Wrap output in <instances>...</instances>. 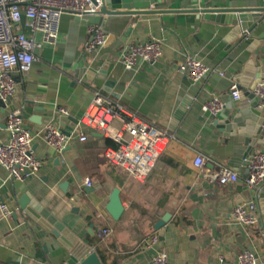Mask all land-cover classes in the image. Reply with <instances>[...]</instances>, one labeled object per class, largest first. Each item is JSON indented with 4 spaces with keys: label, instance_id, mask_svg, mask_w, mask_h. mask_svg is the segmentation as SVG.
<instances>
[{
    "label": "crops",
    "instance_id": "0c3cea01",
    "mask_svg": "<svg viewBox=\"0 0 264 264\" xmlns=\"http://www.w3.org/2000/svg\"><path fill=\"white\" fill-rule=\"evenodd\" d=\"M169 2L183 4L181 0ZM106 19L104 16V27ZM89 22L93 20L63 18L61 29L65 33L61 32L57 45L43 50L31 70L17 76L13 101L24 109L26 126L38 133L47 123L56 121L64 132H71V141L62 152H55L42 135L36 136L33 147L43 165L37 174L23 181L28 191L59 220L67 221L69 228L98 253L103 264H151L157 251L168 253L169 264H237V256L242 250L261 248V217L260 224L255 227H242L232 217L238 203L255 198V192L247 189L245 184L243 162L232 167L228 165L229 157L222 158L224 155L220 151L224 144L215 145L222 138L221 132L202 108L212 96H221L226 106L237 104L238 101L230 96L231 87L236 83L231 84L226 76L219 74L220 71L226 74V68L215 58L207 62L214 69L211 73L199 82H190L180 72L179 64L184 54L191 51L175 30L165 25L160 14L132 16L128 23L131 30L125 41L123 36L127 29L123 30L118 22L106 29L110 38L105 48L111 55L118 52L121 56L128 44L153 38L163 43L161 59L153 65L140 61L125 82L121 98L115 97L173 136L146 182L134 179L105 157V150L116 146L111 138L88 130V140L81 142L77 136V123L67 120L63 124L65 115L59 114L60 107L68 108L69 115L74 116L84 106L86 97L79 81L75 88L68 86L71 93L64 105L54 111L39 112L41 123L31 120L25 110L29 102L43 106L51 97L49 91L59 93V89L48 87L51 79L56 78L54 74H61L60 80L69 84L73 80L62 72L60 63L72 45L80 43L83 49L88 34L80 26ZM89 86L100 89L91 81ZM46 114L51 118L45 117ZM4 121H0V142L8 137L6 128H2ZM254 151H264V144H257ZM200 154L211 158L204 168L194 163ZM219 166L238 170L239 182L223 186L204 177V172H215ZM8 178V170L0 166L1 187ZM87 178L93 182L89 194L83 189ZM117 187L125 207L119 220L106 209L109 197ZM1 192L19 217L14 218V214L5 217L0 212V244L7 249L0 264H23L25 260L26 264H51L45 258L41 244L44 231L21 213L17 198L9 189H1ZM167 214L170 218L161 240L155 224ZM104 228L112 229L107 239L100 235ZM154 232L159 234V242L157 246L147 247L145 240ZM220 257L224 258L223 262Z\"/></svg>",
    "mask_w": 264,
    "mask_h": 264
},
{
    "label": "water",
    "instance_id": "95a60500",
    "mask_svg": "<svg viewBox=\"0 0 264 264\" xmlns=\"http://www.w3.org/2000/svg\"><path fill=\"white\" fill-rule=\"evenodd\" d=\"M181 1L183 4H172L169 0L166 2L164 0H105L96 15H64L63 18L72 17L74 21L93 20L88 23L89 25L102 24L103 17L106 16L107 30L117 25V22L123 30L127 29L123 36L125 41L131 30L128 23L132 16L160 14L165 25L175 30L192 55L202 58L206 64L210 58L222 61L226 68V77L231 84L236 83L244 97L237 104L226 106L216 116H211L209 112L205 115L212 118L213 125L221 132L222 138L215 145L224 144V149L220 151L224 155L222 158L229 157L228 165L236 167L254 152L257 144H264V108L258 106L257 99L251 92L264 78V0ZM88 25L80 27L86 31ZM61 32L65 33L62 29ZM80 46V43L72 45L66 52L64 61L60 63L62 72L73 79L70 84L60 80L61 74H54L56 78L58 76V79L53 77L48 87L59 89V93L49 91L51 97L44 101L43 106L35 105L33 101L26 106L25 110L30 114L32 121L41 123L39 117H42V114L39 112L54 111L64 105L71 93L68 86L75 88L78 86L77 81L85 92L86 100L84 106L79 112H75L74 116L62 117L63 124L67 120L79 122L94 96L95 88L89 86V81L112 96L121 98L125 82L134 73L136 67L125 70L124 65L118 61V52L111 55L108 48L88 53ZM69 101L71 103L72 99ZM16 108L17 104L13 98L6 101L0 98V121L5 119L3 129L6 128V116ZM45 117L51 118L48 114ZM65 133L71 135V132L67 130ZM54 151L56 152L55 149ZM211 154L215 153L211 151ZM66 185L67 182L64 186ZM1 189H9L12 196L17 198L21 213L35 221L44 231L45 236L41 238V244L45 258L51 264H103L98 253L69 228V223L59 220L45 208L40 200L28 191L23 182L9 177ZM83 189L86 194H89L93 187L84 186ZM256 199L261 211L262 242L261 248L252 249L256 252L257 263L264 264V184L257 192ZM106 209L115 220L121 218L125 207L120 188L117 187L112 191ZM18 217V213H14V218ZM169 218L170 214H167L155 224L161 240L163 229ZM6 251L7 249L0 244L1 259ZM40 262L44 263V260ZM26 263L27 260L23 264Z\"/></svg>",
    "mask_w": 264,
    "mask_h": 264
},
{
    "label": "built area",
    "instance_id": "2783aa9c",
    "mask_svg": "<svg viewBox=\"0 0 264 264\" xmlns=\"http://www.w3.org/2000/svg\"><path fill=\"white\" fill-rule=\"evenodd\" d=\"M105 0H0V98L6 101L13 98L17 89V76L31 70L47 47L56 46L61 39V23L64 15H96ZM88 39L83 46L88 53L99 52L109 43V33L103 24H89L86 30ZM163 56V43L153 38L136 44H128L120 61L125 70H131L140 61L155 64ZM179 70L192 83L204 79L214 69L202 58L185 53ZM221 76H226L220 71ZM258 106L264 108V78L251 90ZM93 98L77 123V136L81 142L88 140V130L102 133L111 138L116 146L105 150V157L115 166L121 167L134 179L144 183L149 178L167 149L172 134L155 126L136 111L129 109L109 93L100 89L93 91ZM231 98L242 99V91L236 84L231 87ZM221 96H212L204 102L203 111L216 116L225 109ZM60 115H69L68 108L60 107ZM6 141L0 142V166L9 172L15 181H25L37 174L43 161L33 149L36 136L42 135L46 144L56 152H62L71 141V135L64 132L56 121H50L38 132L26 126L24 109L17 107L6 116ZM211 158L198 155L194 163L204 168ZM246 171L245 184L255 192V198L238 203L232 211L236 224L242 227H255L260 224L261 211L257 203V192L264 184V151H254L243 160ZM204 177L213 183L229 185L239 182L240 173L229 166H219L215 172H204ZM85 185L91 187L90 178ZM0 185V212L12 217V210L4 200ZM112 229L104 228L103 239L111 236ZM159 234L154 232L146 240L147 247L157 246ZM221 262L224 261L220 257ZM151 264H169V255L157 251ZM237 264H258L256 252L251 248L242 250L237 256Z\"/></svg>",
    "mask_w": 264,
    "mask_h": 264
}]
</instances>
